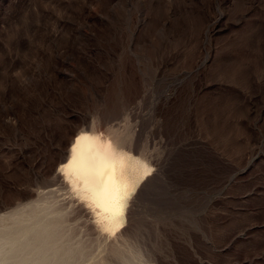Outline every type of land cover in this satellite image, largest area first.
I'll return each instance as SVG.
<instances>
[{
    "label": "rangeland",
    "instance_id": "374dc122",
    "mask_svg": "<svg viewBox=\"0 0 264 264\" xmlns=\"http://www.w3.org/2000/svg\"><path fill=\"white\" fill-rule=\"evenodd\" d=\"M85 128L115 231L57 175ZM0 264H264V0H0Z\"/></svg>",
    "mask_w": 264,
    "mask_h": 264
},
{
    "label": "bare ground",
    "instance_id": "6f19581e",
    "mask_svg": "<svg viewBox=\"0 0 264 264\" xmlns=\"http://www.w3.org/2000/svg\"><path fill=\"white\" fill-rule=\"evenodd\" d=\"M124 159L101 134L85 128L73 139L57 170L61 181L94 211L96 224L105 231H115L125 220L132 180Z\"/></svg>",
    "mask_w": 264,
    "mask_h": 264
}]
</instances>
